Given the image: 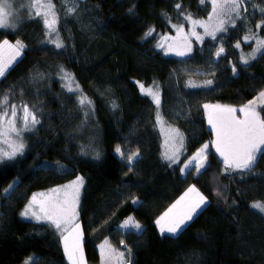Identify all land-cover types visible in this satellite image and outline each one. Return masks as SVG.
<instances>
[{
	"label": "trees",
	"instance_id": "16d2710c",
	"mask_svg": "<svg viewBox=\"0 0 264 264\" xmlns=\"http://www.w3.org/2000/svg\"><path fill=\"white\" fill-rule=\"evenodd\" d=\"M54 1L62 49L45 43L42 21L29 19V10L16 0L18 26L0 29V42L25 43L22 56L0 80V96L11 90L10 104L24 101L40 120L25 134L23 155L0 164V264H25L30 257L33 264H69L56 230L22 218L20 211L33 194L79 174L84 185L78 221L90 264L99 262L98 247L106 239L116 248L124 243L130 264H264V213L251 207L264 205V154L250 172L224 171L203 107L243 106L264 89V55L251 59L255 43L245 40L264 38V0H249L235 27L227 25L215 41H194L184 58L165 55L157 47L161 35L185 23L183 14L208 16L210 2L84 0L68 14ZM221 47L224 53L217 57ZM242 55L249 58L247 65ZM208 80L213 84L204 87ZM153 82L159 86L162 119L185 136L180 162L171 167L163 158L157 106L140 90ZM77 84L78 93L68 90ZM81 94L91 101L83 110L77 102ZM257 112L264 119V103ZM206 143L212 145L206 170L197 175L193 167L182 175L180 168ZM117 145L124 157L115 152ZM136 152L139 158L129 171L127 157ZM192 186L207 198V206L183 231L162 235L156 220ZM127 217L139 222L142 232L119 230Z\"/></svg>",
	"mask_w": 264,
	"mask_h": 264
},
{
	"label": "snow or ice",
	"instance_id": "6c2138e0",
	"mask_svg": "<svg viewBox=\"0 0 264 264\" xmlns=\"http://www.w3.org/2000/svg\"><path fill=\"white\" fill-rule=\"evenodd\" d=\"M211 3L212 11L209 14V22L215 21V23H205L203 21L194 20L190 13L183 14L184 21L189 23L191 27L188 33H184V24L179 27L172 25L177 31V37L174 38V43L169 44L165 48L164 44H158L157 47L164 50L165 55L169 52H174L176 56L184 57L192 52V45L190 42V36L195 37L197 42L202 43L204 37H211L212 40H217L218 33H224L228 31L227 25L235 27L238 20L244 18L241 16V7L246 5L249 0H201L202 4ZM23 3V0H21ZM74 4H78L79 0H73ZM182 5L177 4L176 8L179 10ZM10 5L7 0H0V28L16 29L15 23H9V17L12 16ZM27 9L29 10V19L42 18L45 27V36L47 40L45 43H53L56 49H62L64 43L60 37V33L56 25L58 24V17L56 15L55 5L52 0H29ZM35 9L34 13L31 11ZM74 11L73 8H68V14ZM131 11V10H130ZM245 13L247 9H244ZM262 15H264V8L260 9ZM264 23V21H262ZM199 25L204 29V34L200 35L196 31V26ZM261 25L258 24L257 28ZM154 29L149 30L145 35V40L152 36ZM54 37V39H53ZM255 36L245 37V40L255 39ZM165 40L169 39L164 37ZM236 47H240L237 43ZM25 45L17 40L15 44H11L7 39L0 42V80H2L6 74L11 70L14 62L21 56ZM264 40L257 39V47L253 49V52L248 54L251 59L256 58V54L264 55ZM224 53V48L221 47L216 56L220 57ZM242 63L247 65L249 58L241 56ZM61 72L64 74L63 78L71 81L73 78L71 74L64 71L61 68ZM232 72L236 75V68H232ZM213 84L212 80H208L203 85L209 87ZM188 87H200V85L189 84ZM158 85L153 82V85L145 88L142 84L140 90L142 95L151 97L152 102L159 109L160 98ZM70 92L78 93L79 85H75L74 88L69 87ZM10 94L5 93L0 96V143L7 145V149L0 148V163L5 159H15L17 155H23L25 144L23 142V134L25 132H32L35 130L36 125L40 124V120L37 118V110L35 108L30 109L27 104L16 105L10 104ZM260 98H264V92L260 93ZM78 104L83 110L86 105L90 107L91 101L87 100L82 94L78 98ZM255 101H249L247 105L239 109L243 118L236 116L237 109L231 107H221L220 105H207L203 107L208 114V123L215 133L216 139L212 142L216 151L223 157L224 171L240 170L241 172H250L255 166L258 158V154H264V119L261 118L259 112L256 111ZM113 109L117 106L115 102L112 105ZM19 110V111H18ZM88 115V112H85ZM157 123H163L162 118L157 112ZM170 134L177 141V144L173 146L171 152L166 151L163 155L165 160H168L169 166L180 162V155L184 149V138L181 133L176 129H170ZM10 136L16 137L17 140L10 139ZM209 145L205 144L197 152L188 159L183 167L180 168L181 174H191V170L194 167L196 174H202V170H206V150ZM115 152L124 157L125 153L122 151L121 146L117 145ZM99 159V153L95 156ZM139 158V153H133L127 157L129 165V171L132 170L131 166ZM62 167V166H61ZM84 185V179L81 176H77L76 179L68 185L62 186V188L50 190L51 194L48 198L40 200L38 209L32 207L37 203V197L34 195L29 205L21 213L24 217H30L36 221H43L48 224L50 228H54L60 235V239L63 242L65 255L68 257L70 264H85L83 257V250L81 246L82 232L80 231V225L77 222L78 211L77 206L79 204L80 190ZM14 187L10 184L8 188L4 189L5 193H9ZM189 194H194V199L189 200L184 204L176 216L171 222L168 218L178 209V207L186 201ZM133 203H139L134 200ZM208 204L207 198L202 195L195 186H192L188 191L181 196L175 204L168 209L159 219L156 220L157 226H159L160 233L176 235L184 230L186 223L193 220L194 216L199 215L203 208ZM252 208L258 209L264 213V205L255 203L251 205ZM121 230L128 232H142V225L136 222L132 217H128L120 226ZM123 243V242H121ZM100 252L103 260L107 253L115 255L119 261V264H124V252L115 253L107 247V241L104 245L100 246ZM130 257V251H129ZM34 258H29L25 261V264H33Z\"/></svg>",
	"mask_w": 264,
	"mask_h": 264
},
{
	"label": "rangeland",
	"instance_id": "374dc122",
	"mask_svg": "<svg viewBox=\"0 0 264 264\" xmlns=\"http://www.w3.org/2000/svg\"><path fill=\"white\" fill-rule=\"evenodd\" d=\"M17 1V3L20 5V7H22V8H25V9H27V5H28V2H29V0H23V3H21V0H16ZM79 1H84V0H79ZM7 2H8V4L10 5V9H6V11L7 10H10L11 11V13H12V16H10L9 17V23L11 24V23H15L16 24V27L18 26V23H19V15H17L18 14V12H19V10H17L16 9V7H15V5L13 4V0H7ZM58 2L60 3V4H62V6H64L65 8H67V11H68V8L69 7H71V8H73L74 10H75V6H77L78 4H74L73 3V0H58ZM52 3L55 5V9H56V4H55V1L54 0H52ZM243 8H244V5L241 7V15H242V13H243ZM28 10V9H27ZM33 13H34V11H35V9H32L31 10ZM211 11H212V6H211V10H210V13H211ZM74 12V11H73ZM209 13V14H210ZM71 14H73V13H71ZM209 14H208V16H206V17H203V18H195V17H192L194 20H199V21H203V22H205V23H215V21H212V22H209ZM56 15H57V9H56ZM37 19H39V20H41L42 21V24H43V20H42V18H37ZM184 24V33H188L189 32V28L191 27V25L189 24V23H187V22H185V23H183ZM60 25V20L58 19V24L56 25V27L58 28V30H59V26ZM173 25H177L178 27L181 25V24H173ZM229 25H231V24H229ZM43 26H44V24H43ZM1 29V28H0ZM3 29H5V30H12L11 28H3ZM196 31L200 34V35H203L204 34V29L202 28V27H200L199 25H197L196 26ZM61 31L59 30V33H60ZM164 37H168L169 39H167V40H165L164 39ZM177 37V31H176V29L175 28H173L172 27V29H171V31L170 32H167V33H165V34H163V35H161V40H160V42H159V44H164V46H165V48H167V46L169 45V44H172V43H174V38H176ZM205 37H208V36H205ZM204 37V38H205ZM256 38L255 39H252V40H254L253 42L255 43V45H254V49L257 47V39H260V40H264V38H262L261 36H259V35H257V36H255ZM53 39H54V37H53ZM3 41V40H2ZM194 41H196L195 40V37H191L190 36V42H191V45H192V48H193V43H194ZM10 42V41H9ZM16 42V41H15ZM15 42H10L11 44H15ZM197 42V41H196ZM24 45H25V43L24 42H22ZM162 50V49H161ZM163 52H164V50H162ZM23 54V53H22ZM22 54H21V56H22ZM164 54H165V52H164ZM191 53H189L187 56H189ZM20 56V57H21ZM167 56H169V57H179V56H176L175 54H174V52H169L168 54H167ZM20 57H18L17 58V60L20 58ZM185 57V56H184ZM184 57H179V58H184ZM143 85V84H142ZM145 88H148V87H150V86H145V85H143ZM154 91H159V89H153ZM261 92H264V89L262 90V91H260V93ZM260 93L259 94H257V96H255L254 98H252V99H250V101H255L256 103H255V107H256V111L261 107V105L264 103V98H260ZM159 95H160V92H159ZM20 102V101H19ZM24 101H22L21 103H18V104H16V105H22V104H24L23 103ZM249 103V101L245 104V105H247ZM245 105H243V106H239V107H232V108H235V109H237V112H236V116L238 117V118H243V116H242V114L239 112V109L240 108H242V107H244ZM29 108L30 109H33L32 107H30L29 106ZM19 111V110H18ZM156 111H158V109H156ZM159 115H160V117L162 118V116H161V113H160V111H159ZM162 121H163V123H157V126H158V129H159V132H161V136H162V139H161V142H162V153H163V155H164V153L166 152V151H168V152H171L172 150H173V146L174 145H176L177 144V141L173 138V136L170 134V129H176L179 133H181L182 135H183V133L179 130V129H177V128H175L174 126H172V125H170V124H168L167 123V121H164L163 119H162ZM25 134H27V132H25L24 134H23V142H24V144H25V146L27 145V140H26V138H25ZM183 138H185V136L183 135ZM10 139H14V140H17V142H19V140L16 138V137H14V136H10ZM214 139V138H213ZM214 141V140H213ZM213 141H211V142H213ZM206 144H208L209 145V147H208V149L206 150V155L209 153V151L211 150V148H212V145L210 144V143H206ZM205 145V144H204ZM214 146V145H213ZM184 147H185V141H184ZM202 147V146H201ZM200 147V148H201ZM0 148H4V149H7V145H5V144H2V143H0ZM199 148V149H200ZM215 148V147H214ZM24 151H25V149H24ZM197 152V151H196ZM195 152V153H196ZM194 153V154H195ZM182 154H183V150H182ZM181 154V155H182ZM194 154H192L188 159H190ZM181 155H180V157H181ZM16 157H18V155L16 156ZM7 161H11V160H7V159H5L2 163H6ZM166 161H168V160H166ZM205 162V164L207 163V160H205L204 161ZM2 163H0V164H2ZM77 176H81L80 174L79 175H77ZM76 176V177H77ZM76 177H74V178H72V180L71 181H68V182H65V183H62V184H60V185H57V186H54V187H51L50 189H47V190H44V191H41V192H38V193H35V194H33L31 197H30V199H29V201H28V203L24 206V208H22V210L20 211V213H22L24 210H25V208H26V206H28L29 205V203H30V201L32 200V198H33V196L35 195L36 197H37V203L36 204H33L32 205V207L34 208V209H38V207H39V201L40 200H42V199H46V198H48L50 195H53V194H51V192H50V190H52V189H57V188H62V186H64V185H68V184H70V182H72V181H74L75 179H76ZM82 177V176H81ZM84 179V178H83ZM11 184H13L14 186H15V184H16V181H14L13 183H11ZM82 188H81V190H80V195H81V192H82ZM7 194V193H6ZM203 195V194H202ZM184 196V195H183ZM190 196L192 197V198H190ZM190 198V199H189ZM191 199H194V194H189V197L188 198H186V201L184 202V203H182L180 206H179V208L181 209V208H183L184 207V204L185 203H187L189 200H191ZM208 201V200H207ZM77 208H78V206H77ZM179 209V210H180ZM178 210V211H179ZM78 211V210H77ZM177 213V212H176ZM22 216V215H21ZM161 217V216H160ZM172 217H174V215L172 216ZM195 217V216H194ZM22 218H24V219H26V220H33V221H36L35 219H33V218H30V217H24V216H22ZM170 219V217L168 218V220ZM37 222H42V221H37ZM77 222L79 223V225H80V231H81V224H80V221H78V218H77ZM190 222V221H189ZM189 222H187L186 224H188ZM158 228H159V226H158ZM82 232V231H81ZM169 234V233H168ZM171 235V234H170ZM83 241V233H82V237H81V246H82V242ZM61 243H63L62 242V240H61ZM64 247V246H63Z\"/></svg>",
	"mask_w": 264,
	"mask_h": 264
},
{
	"label": "crops",
	"instance_id": "0c3cea01",
	"mask_svg": "<svg viewBox=\"0 0 264 264\" xmlns=\"http://www.w3.org/2000/svg\"><path fill=\"white\" fill-rule=\"evenodd\" d=\"M185 193H186V192H185ZM185 193H184V194H185ZM184 194H183V195H184ZM190 198H192V197L190 196ZM190 198H189V199H190ZM178 209H180V208L178 207ZM178 209H177V210H178ZM177 210L174 211V213L170 216L169 221L173 218V217H172L173 215H174V217L176 216V212H178ZM127 218H128V217H127ZM133 219H134V218H133ZM125 220H126V219H125ZM125 220H123V221L118 225L119 230H121L119 226H120ZM134 220H135V219H134ZM135 221H136V220H135ZM122 231H123V232H126L125 230H122ZM106 241H107V247H108L109 249H111V250H114L115 253L124 252V253H125V256H124V264H130V261H129L128 256H127V251L125 250V245H124V243H121L120 247L116 248V247H114V246L111 244V242H110L108 239L103 240V242L100 243V245H99V247H98L99 252H100V246H101V245H104ZM62 245H63V243H62ZM82 245H83V243H82ZM63 250H64V247H63ZM82 250H83V247H82ZM64 254H65V251H64ZM83 257H84V262H85V264H90V263H88V261H87V259H86V255H85L84 251H83ZM67 260H68V257H67ZM68 262H69V264H70V261H69V260H68ZM97 264H102L101 252H100V259H99V262H97ZM103 264H119V261H118V259H117V257H116L115 255H113L112 253H107V254H106V257H105L104 260H103Z\"/></svg>",
	"mask_w": 264,
	"mask_h": 264
},
{
	"label": "water",
	"instance_id": "95a60500",
	"mask_svg": "<svg viewBox=\"0 0 264 264\" xmlns=\"http://www.w3.org/2000/svg\"><path fill=\"white\" fill-rule=\"evenodd\" d=\"M213 137L216 139L215 133H213Z\"/></svg>",
	"mask_w": 264,
	"mask_h": 264
}]
</instances>
